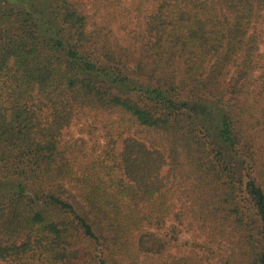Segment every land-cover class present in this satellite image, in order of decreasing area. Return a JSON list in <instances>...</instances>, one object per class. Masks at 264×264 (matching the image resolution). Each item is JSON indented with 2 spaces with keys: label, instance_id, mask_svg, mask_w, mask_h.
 I'll return each instance as SVG.
<instances>
[{
  "label": "trees",
  "instance_id": "trees-1",
  "mask_svg": "<svg viewBox=\"0 0 264 264\" xmlns=\"http://www.w3.org/2000/svg\"><path fill=\"white\" fill-rule=\"evenodd\" d=\"M34 1L0 3V264H264V0Z\"/></svg>",
  "mask_w": 264,
  "mask_h": 264
},
{
  "label": "rangeland",
  "instance_id": "rangeland-1",
  "mask_svg": "<svg viewBox=\"0 0 264 264\" xmlns=\"http://www.w3.org/2000/svg\"><path fill=\"white\" fill-rule=\"evenodd\" d=\"M11 1H17L18 3L24 2V3H28V0H0V3H8ZM31 1V0H29ZM99 0H91L90 2H88V8H87V14L89 16H91L93 14L92 12V8H96L97 3ZM130 0H121V2H123L124 4H128ZM34 3L37 6H41L45 9V4L43 2V0H36L34 1ZM89 21H93L94 19L91 17L88 18ZM96 19L98 20L99 17H96ZM253 28L257 29V34L260 36V47H259V51L260 53H262L264 51V20L262 22H257ZM122 34V32L120 33V35ZM209 127H211L212 129L214 128V124L213 123H208ZM97 126V131L94 134H90L88 135V133L86 132V126L84 122L81 123H77V124H73V126H71L68 131H66L65 133V138L69 139V140H77V139H82L85 142L87 151H88V155L90 157L91 160H95L97 158V156L99 155L100 150L102 149V147L104 146V138H103V133L99 127V125ZM194 238L195 241H197V239L195 237H192V235L187 234L185 232H182L180 235V239H179V245H181L183 242L185 243H189L191 244V239ZM200 240V239H198ZM186 250L188 251V248H184L183 251H180V249L178 248L176 251H172L173 254H186ZM196 252H198V249H196ZM217 260V255H214V259H212L210 261L209 264H215Z\"/></svg>",
  "mask_w": 264,
  "mask_h": 264
}]
</instances>
